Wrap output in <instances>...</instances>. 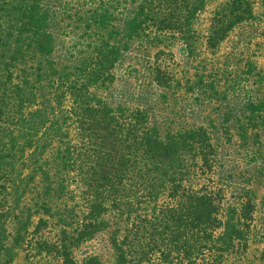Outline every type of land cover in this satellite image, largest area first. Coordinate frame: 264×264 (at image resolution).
I'll return each instance as SVG.
<instances>
[{
  "label": "trees",
  "instance_id": "16d2710c",
  "mask_svg": "<svg viewBox=\"0 0 264 264\" xmlns=\"http://www.w3.org/2000/svg\"><path fill=\"white\" fill-rule=\"evenodd\" d=\"M62 1L0 0V264H241L264 68L211 58L264 0Z\"/></svg>",
  "mask_w": 264,
  "mask_h": 264
},
{
  "label": "rangeland",
  "instance_id": "374dc122",
  "mask_svg": "<svg viewBox=\"0 0 264 264\" xmlns=\"http://www.w3.org/2000/svg\"><path fill=\"white\" fill-rule=\"evenodd\" d=\"M69 1L71 0H63L61 6H66L65 4H69ZM82 1H84V3L88 5L91 2V0ZM71 2L74 3V0H72ZM211 11L212 6L207 7L206 11L200 15L199 20L196 23V28H198L200 34L202 35L206 29ZM256 31L257 26L255 24L236 28L227 37L225 42L222 43L218 54L213 56L212 58L205 52L204 40L201 39L198 44V55L200 56V58L209 57L212 60H215L229 55L230 53L242 51L241 53L249 55L251 59L257 63L259 68H264V41L256 36ZM180 49V45H176V47H174V52L177 58L174 59L176 61L178 59L183 60ZM172 69L175 70L176 67L173 66ZM201 183V179L200 181L198 180L195 182L196 185H199ZM248 187L254 194L255 202L257 204V210L252 222L251 232L249 233L250 247L246 256H244V258L242 259L241 264H264V174L255 175V177L251 178ZM95 252H99V254L103 253V249L96 242H91L83 246L76 254V256L78 258H82V256L84 257ZM12 264L55 263L52 258L48 257L46 254L27 253L25 249H21L18 251V255Z\"/></svg>",
  "mask_w": 264,
  "mask_h": 264
}]
</instances>
